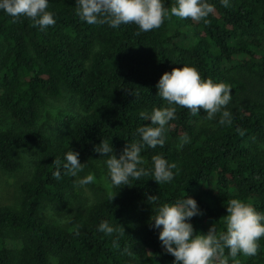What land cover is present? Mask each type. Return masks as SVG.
Returning <instances> with one entry per match:
<instances>
[{
  "label": "trees",
  "instance_id": "obj_1",
  "mask_svg": "<svg viewBox=\"0 0 264 264\" xmlns=\"http://www.w3.org/2000/svg\"><path fill=\"white\" fill-rule=\"evenodd\" d=\"M209 2L215 5L209 23L173 16L139 35L134 24L88 25L76 13V0H49L56 24L45 31L0 11V174L22 173L0 200V264H173L150 227L162 204L194 198L203 213L191 220L197 234L213 224L226 230L233 198L264 213V0H229L227 8ZM174 3L165 0L168 8ZM182 66L231 86L232 123L178 107L164 146L141 153L145 168L157 154L175 163L172 182L157 184L151 175L130 180L102 189L68 224L47 220L43 208H63L94 164L107 170L95 146L107 141L119 158L126 144L139 140L137 128L151 123L140 113L166 104L158 81ZM60 99L70 110L44 129L46 109ZM185 133L190 141L180 147ZM70 149L85 164L75 178L62 169ZM157 195L156 203L148 199ZM102 221L121 231L99 232ZM258 245L255 256L237 257L240 264H264V237Z\"/></svg>",
  "mask_w": 264,
  "mask_h": 264
},
{
  "label": "clouds",
  "instance_id": "obj_2",
  "mask_svg": "<svg viewBox=\"0 0 264 264\" xmlns=\"http://www.w3.org/2000/svg\"><path fill=\"white\" fill-rule=\"evenodd\" d=\"M223 7H229V0H220ZM49 0H0V11L13 19L27 18L33 26L41 31L56 24L54 13L48 10ZM215 5L209 0H175L170 8L165 0H76V13L88 25H108L118 29L121 25L134 24L138 31L149 32L158 29L166 19L173 16L179 19H191L196 22L209 23L207 19L214 13ZM157 95L166 102L152 111L141 112L140 117L150 124L137 128L139 140L126 144L117 158L112 144L102 141L93 151L105 158L107 167L106 181L112 188L126 186L130 180L139 181L151 175L157 184H167L174 179L177 165L170 163L163 154L152 157L151 168H145V160L141 155L147 148L163 147L175 120L178 107L188 109L193 116L203 109L206 119L213 120L220 114L219 123L231 124L232 113L227 106L232 100L231 86L211 79H202L198 69L192 66L173 68L165 72L157 85ZM240 135L244 132L237 129ZM190 141L187 133L180 137L179 146L183 147ZM80 153L70 149L64 158L62 169L64 175L77 177L85 164L79 160ZM55 178H60L59 159ZM96 182L94 173L77 180V185L84 187ZM153 203L157 196L148 198ZM227 215L224 217V231H217L216 225L210 227L207 234H197L191 220L202 211L197 201L185 196L174 203H164L156 209L151 217L150 227L158 231V239L165 253L174 257L173 264H228L227 257L233 264H240L239 255L255 256L258 252V241L264 237V213L257 211L252 204L233 198L227 202ZM98 231L112 235L121 231V227L102 221ZM225 249L228 250L225 257Z\"/></svg>",
  "mask_w": 264,
  "mask_h": 264
},
{
  "label": "rangeland",
  "instance_id": "obj_3",
  "mask_svg": "<svg viewBox=\"0 0 264 264\" xmlns=\"http://www.w3.org/2000/svg\"><path fill=\"white\" fill-rule=\"evenodd\" d=\"M69 105L72 106L66 99L50 102L40 125H42L44 129H49L51 126H54L56 119L59 118L58 114L60 112H67L70 110ZM93 166L94 167L92 170H90V172L87 174L94 173L96 176V182L84 187L78 186L76 182L73 193L69 194L66 204L63 208H43V216L47 220L55 222L56 224H68L71 220L72 214L77 210L83 209L85 204L92 202L97 197V195L101 194L100 191L104 192L102 189H105V192L111 191L113 189L106 181L108 171L104 169L101 164L97 163ZM20 174L22 175V173ZM21 175L16 174L4 176L0 174V200L4 199L8 192L10 193V191L13 190L15 182L20 178Z\"/></svg>",
  "mask_w": 264,
  "mask_h": 264
}]
</instances>
